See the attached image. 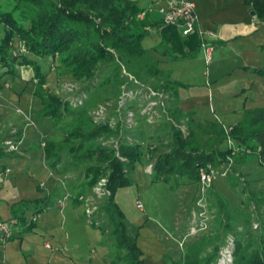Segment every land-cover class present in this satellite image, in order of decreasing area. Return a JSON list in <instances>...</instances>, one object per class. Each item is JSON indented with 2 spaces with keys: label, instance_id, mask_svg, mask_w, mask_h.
Wrapping results in <instances>:
<instances>
[{
  "label": "trees",
  "instance_id": "obj_1",
  "mask_svg": "<svg viewBox=\"0 0 264 264\" xmlns=\"http://www.w3.org/2000/svg\"><path fill=\"white\" fill-rule=\"evenodd\" d=\"M244 1L252 5L254 13L264 17V0ZM145 7L137 0H8L5 6L0 4V67L3 70L0 75L2 78L8 75L16 78L20 65L32 67V77L38 79L34 91L40 96L42 104L36 114L41 118L48 116L58 121L63 118L64 112L72 110V107L68 100L44 89L47 77L38 60L47 55L55 56L57 65L65 67L66 71L76 78L92 79L96 76V69L110 62L115 63L116 71L121 68L122 63L139 76L145 70L158 77L157 79H162V86L172 93L174 99L183 84L170 79L171 72H166L158 66L159 59L153 57L154 53L172 59L185 55L194 56L196 50L201 48V38L198 33L182 36L176 25L155 20L150 17L149 12L139 17V11ZM149 24L161 25V40L152 50L141 44L142 39L150 33L145 28ZM16 38L22 41L25 52L14 49ZM186 45L190 49L187 52ZM170 113L174 120L181 121L185 116L190 117L192 114L183 113L177 103L170 108ZM173 124H170V147L158 152L156 162L152 165L153 179L174 182L175 184L171 185L173 188L181 183V178L198 181L200 165H218L230 154L234 158L233 163L240 164L258 157V162L264 165L263 108L247 109L246 117L239 124L219 133L221 141H227V136L237 140L238 146L244 147L241 150L228 145L223 148L219 146L221 142L210 149L206 147V143L196 139L192 130L184 134L181 127ZM111 132L112 129L104 123L94 124L89 117H81L78 124L70 128L65 140L78 138V143L72 147L75 157H93L97 160L86 170V183L89 187L99 177L107 173L109 175L107 185L112 191L106 197L102 210L107 216L108 224L112 226L110 234L115 244V255L110 264H144L139 243L135 236H130L122 220L125 213L114 198V192L118 188L131 185L129 176L134 171L135 162L143 158V145L140 142L119 141V147L114 148L95 140L97 136ZM87 142L88 145L84 144ZM80 145H86L82 152H79ZM4 154L6 152L0 145V157ZM230 173L231 171L228 172L227 178L232 185H239L240 179ZM208 189L209 187L206 194ZM215 193L218 196L221 228L227 231L233 226L231 209L227 206L226 198L218 192ZM241 193H245L247 201L256 208L264 207V189L255 191L244 184ZM246 219L248 222L252 221L249 216ZM233 231L236 238L234 264H264V227L253 246L251 242L241 238L240 232ZM219 234L220 229L217 232V235ZM209 240H214L213 236L203 235L190 242L187 247L188 256H193L199 264H208L219 250L218 243H215L212 245L213 252L202 257L203 247ZM177 263L181 264V260L174 264Z\"/></svg>",
  "mask_w": 264,
  "mask_h": 264
},
{
  "label": "crops",
  "instance_id": "obj_2",
  "mask_svg": "<svg viewBox=\"0 0 264 264\" xmlns=\"http://www.w3.org/2000/svg\"><path fill=\"white\" fill-rule=\"evenodd\" d=\"M137 1L142 5L151 3V0ZM192 1L197 6L198 26L205 30L206 41L213 44L210 62L204 57L202 47L194 56L172 59L154 53L153 57L159 59V65L166 62L164 70L171 72V78L182 81L183 86L174 99L183 113L192 112L185 124L198 141L204 139L200 142L212 149L220 143L219 133L239 124L247 109H264V17L254 13L252 5L244 0ZM150 17L161 21L156 10ZM160 28L161 25H156L150 31L158 35L142 39L145 48L152 50L158 46L162 37ZM188 50L186 45L185 51ZM218 114L223 119L229 115V122L223 123ZM219 146L227 145L221 142ZM44 152L33 143L20 152L11 150L0 157V216L21 218L10 240L0 244V264H110L115 255L111 230L105 233L96 218L99 213L94 211L89 215L86 202L78 198L79 193H91L92 187L71 180L67 172L62 173L49 162V157L48 160L44 157ZM242 169L247 171L250 188L264 189L261 186L264 165L258 162V157L232 164L231 171ZM250 176L253 178L249 179ZM187 181L200 188L199 181L181 178L176 189L181 190L185 202L191 194ZM231 185L227 176H218L212 189L220 192L222 187L229 189ZM183 206L180 218L170 216L173 226H164L165 240L157 233L152 236V242H146L143 234L135 236L144 264H174L178 260L185 264L188 250L184 245L190 244L192 237L187 236L180 243L192 225V216L200 208L194 203L189 208L186 203ZM99 209L103 212L101 206ZM174 245L180 252L173 251Z\"/></svg>",
  "mask_w": 264,
  "mask_h": 264
},
{
  "label": "rangeland",
  "instance_id": "obj_3",
  "mask_svg": "<svg viewBox=\"0 0 264 264\" xmlns=\"http://www.w3.org/2000/svg\"><path fill=\"white\" fill-rule=\"evenodd\" d=\"M7 1L0 0V4L5 6ZM156 35L158 33L154 32V34L149 33L145 37ZM13 47L16 51L25 52L22 41L18 38L14 41ZM38 61L42 65L45 77H47L44 89L57 94L61 99L68 100L71 103L72 110L64 112L63 118L59 121L48 116L45 118L37 116V110L42 107L40 96L34 91L38 79L32 77L33 68L28 65L19 66V74L16 78L9 75L2 78L0 75L1 147L4 148L5 152L11 150L20 152V150L22 151L36 143L37 146L45 150L44 157L47 160L49 157V162L54 164L62 173L65 171L69 174L68 177L71 180L86 184L87 167L92 163H96L97 160L93 157L86 159L75 157V150L72 147L73 144L78 143V138L65 140L70 128L78 124L81 117H89L92 123H104L112 129L111 133H104L96 137L95 140L101 144L118 148L119 141H126L127 143L140 142L143 145V158L135 162L134 171L129 176L131 185L118 188L114 192V198H116L118 206L125 213L122 220L133 238L137 234H143L146 242H152V236L157 233L159 238L161 236L165 240L163 230H166V228L164 226L171 227L174 224L170 216L173 214L174 217L180 218L184 211L182 209L184 207L183 203H186L187 207L193 203L196 204L200 195L198 185H191L190 181H187L186 185L190 187L188 190H191V194L185 202L181 190L176 189L177 187H171L175 184L174 182L152 178V165L156 162L158 152L166 150L172 143L171 122L174 123L173 125L181 127L185 134L190 130L185 122L191 116H185L183 121L174 120L175 118L170 113V108L176 103L172 99V93L162 86V79H157L158 77L147 73L145 70L139 76L128 70L122 63L121 68L116 71V68H114L115 63L110 62L102 64L96 69L94 78L85 79L71 76L65 67L60 64L57 65L55 56L47 55L44 59L40 58ZM159 67H163V70L166 69V62H162ZM1 71L3 70L0 67V74ZM170 79L180 81L171 77ZM218 113L221 112L218 111ZM218 115L220 119H223L221 114ZM228 116L223 119V123L229 122ZM195 128L197 132H201L196 125ZM29 129L32 130V134ZM218 136V142L228 145V141H221L220 135ZM10 139L16 144L18 150L9 147L7 140ZM200 139L199 141L204 140ZM89 142L84 144L88 145ZM86 145L83 147L80 145L79 152H82ZM236 145L239 147L237 142ZM241 148H244L243 145L239 147L240 150ZM233 173L240 179L241 183L237 186L231 185L229 189L222 187L220 192L213 191L214 186L211 187L206 199L208 226L203 231L189 234L192 241L201 238L203 235L213 236L214 240L205 243L204 251L201 253L202 257L212 253V245L218 243V253L209 260L208 264H234L235 246H227L226 243L231 239L236 240L233 230L240 232L241 238L246 242H251L253 246L258 240L259 232L264 227V207L256 208L251 202L247 201V195L241 193V187L248 182L246 179L247 171L242 169L234 172L233 170L230 174ZM104 177L108 180V173L101 178ZM252 178V176L249 177V179ZM262 178H264V175ZM93 184H91V187ZM247 186L250 187L248 184ZM261 186H264V184ZM215 192L226 198L227 206L231 209L233 226L227 231L221 228V216L217 205L218 196ZM85 194L88 197L92 194V191L91 193L86 191ZM96 199L95 212L99 213L96 218L98 224L103 227L106 233L108 229H112V226L108 224L107 216L105 217L99 209L105 203L106 197ZM138 200L142 201V208L136 206ZM247 216L250 217L251 222H248ZM219 229L220 234L217 235ZM189 230L187 233H189ZM170 242L176 244L175 241L171 240ZM188 245V243H185V248ZM223 250L226 251L227 262L222 259ZM173 251L175 253L180 252L175 245ZM181 256L180 253L179 258ZM185 258V264H199L193 256L189 257L187 254Z\"/></svg>",
  "mask_w": 264,
  "mask_h": 264
},
{
  "label": "built area",
  "instance_id": "obj_4",
  "mask_svg": "<svg viewBox=\"0 0 264 264\" xmlns=\"http://www.w3.org/2000/svg\"><path fill=\"white\" fill-rule=\"evenodd\" d=\"M196 2L192 0H166L165 2L161 0H151V3L145 7V9L141 10L138 14L139 17H143L146 12L151 13L156 10L159 14L160 20L163 21L164 24L171 23L178 27L182 36H188L189 34L198 33L201 38V47L204 57L206 58L207 62H210L212 56V49L213 44L208 43L205 39V30L198 26L199 16L196 11ZM156 25L150 26L147 25L145 28L148 31L154 30ZM160 26V25H159ZM230 129V127L228 128ZM228 139V146L233 147L235 149H239L237 147L236 142L230 136H227ZM9 143V147L11 149H17L18 147L14 144L13 140H7ZM233 156L232 154L227 156V159L220 162L218 165H212L207 163L206 165H200L199 167V199L197 200L196 204L198 208H200L194 215H193V225L187 233L186 236L181 240L180 245H182L187 236L189 234H194L197 231H203L204 228L208 226L207 222V210L206 207V199H207V188L212 186L215 182V179L218 176H227L228 172L232 170L233 164ZM92 194L87 197L85 193H79L78 198L82 199L86 202L85 210L89 215H92V212L96 209V198H104L111 193V188L107 185V178H99L92 186ZM136 206L142 208V201L138 200ZM19 216H12L9 219L0 216V244H5L10 240V237L14 235L16 229L19 227ZM234 240H228L227 246H233ZM223 248V247H222ZM221 248V249H222ZM222 252V250H221ZM222 259L224 262H227V254L226 251L223 250Z\"/></svg>",
  "mask_w": 264,
  "mask_h": 264
}]
</instances>
